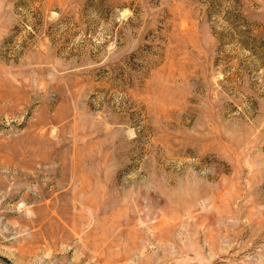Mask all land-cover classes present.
<instances>
[{"label":"rangeland","instance_id":"1","mask_svg":"<svg viewBox=\"0 0 264 264\" xmlns=\"http://www.w3.org/2000/svg\"><path fill=\"white\" fill-rule=\"evenodd\" d=\"M0 264H264V0H0Z\"/></svg>","mask_w":264,"mask_h":264}]
</instances>
